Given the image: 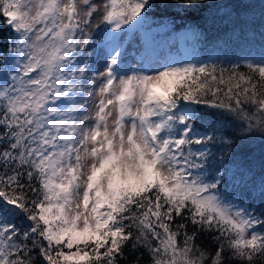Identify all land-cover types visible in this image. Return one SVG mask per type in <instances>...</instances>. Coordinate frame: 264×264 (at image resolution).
<instances>
[{"label":"snow or ice","instance_id":"6c2138e0","mask_svg":"<svg viewBox=\"0 0 264 264\" xmlns=\"http://www.w3.org/2000/svg\"><path fill=\"white\" fill-rule=\"evenodd\" d=\"M0 30V264H264V0H0Z\"/></svg>","mask_w":264,"mask_h":264},{"label":"rangeland","instance_id":"374dc122","mask_svg":"<svg viewBox=\"0 0 264 264\" xmlns=\"http://www.w3.org/2000/svg\"><path fill=\"white\" fill-rule=\"evenodd\" d=\"M181 31L182 29L178 31H173L171 34L167 35L169 41L168 46L171 51L175 54H180L185 47L190 48L193 46L191 41H185L181 38V36L179 35Z\"/></svg>","mask_w":264,"mask_h":264},{"label":"trees","instance_id":"16d2710c","mask_svg":"<svg viewBox=\"0 0 264 264\" xmlns=\"http://www.w3.org/2000/svg\"><path fill=\"white\" fill-rule=\"evenodd\" d=\"M182 28L177 26V27H174L173 30L171 32H169L167 35L171 34L173 31H178V30H181ZM4 35V31L3 30H0V38H2ZM192 44L195 43V46L198 48V50L201 51V54L203 55L204 54V48H205V44L201 41V42H193L191 41Z\"/></svg>","mask_w":264,"mask_h":264}]
</instances>
